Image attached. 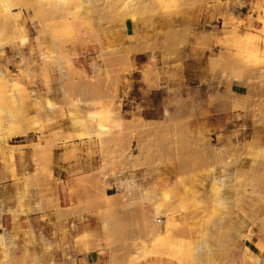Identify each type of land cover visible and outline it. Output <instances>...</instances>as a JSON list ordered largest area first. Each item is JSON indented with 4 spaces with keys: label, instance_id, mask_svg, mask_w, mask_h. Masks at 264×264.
<instances>
[{
    "label": "rangeland",
    "instance_id": "374dc122",
    "mask_svg": "<svg viewBox=\"0 0 264 264\" xmlns=\"http://www.w3.org/2000/svg\"><path fill=\"white\" fill-rule=\"evenodd\" d=\"M7 1L16 22L0 0V47L11 43L0 52V264H77L75 248L84 260L95 249L93 264H262L264 0ZM127 19L150 27L127 36L122 47ZM155 19L160 25L150 31ZM208 33L216 38L214 49ZM149 37L161 41L158 58L153 50L138 74L147 89L163 95L158 123L143 122L140 107L129 120L119 114L109 90L117 77L110 74L86 80L102 84L107 96L49 98L53 69L64 91L76 90L70 71L77 46L95 42L101 53L128 57ZM204 50L211 56L207 82L216 87L207 99L178 77L182 62ZM233 82L247 91L224 96ZM37 86L45 88L44 99ZM58 119H67L70 133L52 129L61 126ZM45 133L61 142L99 143L100 165L89 175L97 180L71 189L75 202L59 203L58 183L41 152L55 141ZM17 140L24 146H14ZM30 147L32 173L17 167L25 161L20 149ZM112 185L115 195L106 196Z\"/></svg>",
    "mask_w": 264,
    "mask_h": 264
},
{
    "label": "crops",
    "instance_id": "0c3cea01",
    "mask_svg": "<svg viewBox=\"0 0 264 264\" xmlns=\"http://www.w3.org/2000/svg\"><path fill=\"white\" fill-rule=\"evenodd\" d=\"M244 24V27H246L248 21H244ZM158 25H160V22L155 19L154 30L150 31H155ZM148 27H150V24H145L142 21L137 23L136 21L127 19L124 23L123 29H121V46H126L127 36L142 34ZM209 34L211 37L207 42V46L214 49L217 46L216 38L212 37L213 33H208V35ZM196 35H198V33ZM49 43L51 44V41H49ZM32 44L33 46L35 45L34 40ZM146 44L147 45L140 47L137 52L128 57L125 55L115 57L108 52L101 53L100 46L95 42L91 45H84L82 47L77 46L75 49L77 56L72 59V69L70 71V77L77 81L76 90L72 92L64 91L61 87L62 80L58 69H51L50 77L52 78L53 86L49 98L55 102H60L64 99V92L67 94L73 93L80 95L82 98L90 96H107L108 90L105 91L102 84L92 85L86 80L90 77L102 78L104 75L110 74L117 77L116 89L111 86L109 90L111 95L115 90L120 105L119 114H121L126 120H129L132 117L131 113L140 107L142 108L141 115L143 122L150 125L158 123L163 116H165L163 111V95L161 92H154L147 89L145 85L141 83V78L138 72L148 64L153 50L156 54V58H158L157 51L160 47L161 41L159 38L149 37L146 39ZM64 49L71 52L72 46H66ZM203 54L204 55H199L198 58L189 59L187 62L184 60L182 62V69L178 73V77L180 84L184 85L187 83L188 86L193 85L199 98L207 99L208 96H216V87L209 85L207 82L209 79L208 59L211 56H208L205 50L203 51ZM131 67H134V71H131ZM11 70L17 74L13 67H11ZM93 87L95 88L94 90H92ZM35 90L42 93V99L45 98L44 95H46L47 92L43 86H37ZM243 90L247 91L246 87L233 82L227 84L224 96L229 98L237 97L243 95ZM262 92H264V90ZM27 108L30 109V116H33L35 114V109L32 101L27 104ZM226 108H228L226 112L232 116L233 111L229 109L231 108V105L226 106ZM221 109L222 108H219L216 111ZM62 110L65 113L66 107L62 106ZM209 118L210 117L207 116L205 112L203 114V121H208ZM130 122L131 121H128L127 123ZM56 123L61 126L55 125L52 127L53 130H58L60 127L64 133H70L68 128L67 130H64L69 123L67 119H58ZM45 136L46 139L55 141L52 146L43 144L41 152H44L47 155V167H51L53 171V181L58 183L55 191L57 192L59 203L60 205H66L75 202V193H70V190L85 186L87 180H97L94 177L89 178V175L95 172L100 165L102 151L99 143L94 138H92L91 141L87 139L81 141L74 138L71 141L61 142V137L54 139V137L48 136L47 133H45ZM31 139L34 142L36 141L34 137L30 138V140ZM124 140L126 141L128 138L124 137ZM17 141L18 144L14 146H24V143H19L21 140ZM131 146H134V141L131 142ZM20 152L25 153V161L24 163L19 161L17 167H30V173H32L33 167H37L33 148H22L20 149ZM21 156L23 155H18V160L21 159ZM0 167L2 166L0 165ZM1 188L0 185V197L2 193ZM114 191L113 187H109L105 190V195L113 196L115 195L113 193ZM45 192L47 193L46 198H51L52 195L49 194L51 191L45 190ZM35 217L39 218L40 215H36ZM74 254L76 255L77 264H93L99 260L98 252L95 249L91 250L90 253L85 254V260L83 254L78 253V249L76 248L74 249Z\"/></svg>",
    "mask_w": 264,
    "mask_h": 264
},
{
    "label": "bare ground",
    "instance_id": "6f19581e",
    "mask_svg": "<svg viewBox=\"0 0 264 264\" xmlns=\"http://www.w3.org/2000/svg\"><path fill=\"white\" fill-rule=\"evenodd\" d=\"M4 2V4H6V8H8L7 9V11L6 12H8L10 15H8L9 17H11V15H12V18L15 20V22H16V17H15V15H13V11L9 8L10 6H8V1L7 0H3ZM54 1H57L58 3H63V2H66V0H54ZM81 1H84V0H81ZM85 1H87V0H85ZM84 1V2H85ZM93 1V0H92ZM88 2V1H87ZM90 2V1H89ZM46 3V2H45ZM53 4V3H52ZM3 5V4H2ZM18 5V4H17ZM44 5V4H43ZM92 5V4H91ZM25 6V5H24ZM15 7V6H14ZM47 7V6H46ZM81 8V7H80ZM46 9V8H45ZM6 10V9H5ZM33 10V9H32ZM49 11V10H48ZM58 11V10H57ZM52 12V11H51ZM43 13V12H42ZM38 14V13H37ZM60 14V13H59ZM102 14V13H101ZM52 15V14H51ZM43 16H45V15H43ZM67 17V16H66ZM97 17V16H96ZM11 18V19H12ZM12 19V20H13ZM96 21V20H95ZM8 29V28H7ZM4 30V29H3ZM3 35V34H2ZM23 35V34H22ZM48 35H49V33H48ZM4 37V36H3ZM25 38V37H24ZM17 40V39H16ZM11 41V40H10ZM13 42V41H12ZM15 42V41H14ZM2 44H1V50H0V52H2V50L5 48V47H7L9 44H11L9 41H4V42H1ZM17 43V42H16ZM14 45H16V44H14ZM19 45V44H18ZM239 174H241V173H239ZM115 186V185H114ZM116 188V187H115ZM72 224V223H71ZM76 227V225H71V227H72V229H74L75 227ZM64 230V229H63ZM173 240V239H172ZM67 256H69V255H67ZM71 256V255H70ZM69 258V257H68ZM67 258V260H70V259H68ZM264 257H262V258H260V260H259V262L260 263H262V264H264V259H263ZM73 259V258H72ZM72 261V260H71ZM73 261H74V259H73ZM65 263V262H64ZM70 263H72V262H69V261H67V264H70ZM72 264H74V263H72Z\"/></svg>",
    "mask_w": 264,
    "mask_h": 264
},
{
    "label": "built area",
    "instance_id": "2783aa9c",
    "mask_svg": "<svg viewBox=\"0 0 264 264\" xmlns=\"http://www.w3.org/2000/svg\"><path fill=\"white\" fill-rule=\"evenodd\" d=\"M110 187H113V188H114V190L116 191V188H115V186H114V185H112V186H110Z\"/></svg>",
    "mask_w": 264,
    "mask_h": 264
}]
</instances>
